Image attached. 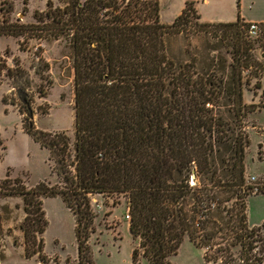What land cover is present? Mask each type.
<instances>
[{
	"label": "trees",
	"instance_id": "16d2710c",
	"mask_svg": "<svg viewBox=\"0 0 264 264\" xmlns=\"http://www.w3.org/2000/svg\"><path fill=\"white\" fill-rule=\"evenodd\" d=\"M47 6L43 14L34 12L36 24L29 29L67 40L74 129L72 139L40 130L25 106L23 130L48 150L50 173L58 178L29 190L18 177L0 181L1 196L23 199L25 256L39 252L29 250L28 242L36 239L31 230L35 235L44 230L41 199L59 196L74 216L77 264H94L86 239L95 218L91 196L99 194L113 204L125 199L134 242L131 264H169L185 237L204 248L206 261L263 262L264 221L250 226L246 216L250 140L241 124L251 110L243 101L238 59L232 57L230 73L223 66L217 75L195 70V61H174L166 52L167 35L199 20L194 2L186 1L172 23L160 21L159 0H66L62 8ZM247 24L240 17L195 23L236 34ZM7 28L20 36L25 26L13 22ZM5 69L24 90L21 74ZM1 101L7 104L3 94ZM192 174L198 183H190ZM220 243H225L216 249L221 255L212 258L210 249Z\"/></svg>",
	"mask_w": 264,
	"mask_h": 264
},
{
	"label": "rangeland",
	"instance_id": "374dc122",
	"mask_svg": "<svg viewBox=\"0 0 264 264\" xmlns=\"http://www.w3.org/2000/svg\"><path fill=\"white\" fill-rule=\"evenodd\" d=\"M65 1L0 0V181L6 176L10 179L18 177L24 181L25 190L43 180L54 184L58 178L50 173L53 162L49 160L48 150L23 130L22 118L27 116V112L16 91L15 80L6 75L5 68L11 67L21 74L19 83L27 93L36 128L64 132L72 139L74 68L67 40L53 35L47 38L46 32L41 36L29 29L36 24L35 11L46 12L47 2H51L53 8H62ZM186 1L194 2L202 21H230L240 17L247 22H264V0H159L160 21L172 23ZM13 22L25 26L22 35L9 34L7 24ZM195 23L200 21L193 19L179 32L167 35L166 52L174 61H195V70H207L217 75L222 73L223 66L225 73H230L228 64L233 56L238 59L235 64L242 77L243 101L246 110H251L242 117L241 124L242 131L250 140L245 152V181L251 187L245 199L246 216L250 226H258L264 221V56L261 57L264 26H261L260 35L252 38L242 27L236 34L222 26L204 28ZM2 94L7 104L1 101ZM195 182L198 183V179L192 174L190 183ZM22 200L15 194L0 195V264H77L74 216L59 196L41 199L44 230L38 235L31 230V236H36V239L31 237L28 242L29 250L39 252L25 256L22 226L26 213ZM223 204L230 207L231 202ZM91 208L95 218L93 232L86 243L93 263L131 264L134 242L125 217V199L120 197L119 203L113 204L110 197L92 195ZM224 247L225 243L213 245L209 251L211 257L221 255L216 249ZM236 248L232 247L233 250ZM168 262L220 264L219 259L206 261L204 248L187 237ZM259 264H264V261Z\"/></svg>",
	"mask_w": 264,
	"mask_h": 264
},
{
	"label": "built area",
	"instance_id": "2783aa9c",
	"mask_svg": "<svg viewBox=\"0 0 264 264\" xmlns=\"http://www.w3.org/2000/svg\"><path fill=\"white\" fill-rule=\"evenodd\" d=\"M246 33L248 34V36H250L252 38H257L261 33L260 23L248 22L247 27H246ZM251 178L254 179L253 176ZM125 216L127 219H129V217H130L128 212H126Z\"/></svg>",
	"mask_w": 264,
	"mask_h": 264
},
{
	"label": "water",
	"instance_id": "95a60500",
	"mask_svg": "<svg viewBox=\"0 0 264 264\" xmlns=\"http://www.w3.org/2000/svg\"><path fill=\"white\" fill-rule=\"evenodd\" d=\"M262 56H264V52L262 53L261 57ZM16 91L20 94L21 102L23 104H25L26 107L28 108L29 116H32L31 107H30V105L28 103V100H27V93L24 90H21V89H17Z\"/></svg>",
	"mask_w": 264,
	"mask_h": 264
},
{
	"label": "crops",
	"instance_id": "0c3cea01",
	"mask_svg": "<svg viewBox=\"0 0 264 264\" xmlns=\"http://www.w3.org/2000/svg\"><path fill=\"white\" fill-rule=\"evenodd\" d=\"M202 1H208V0H202ZM184 5H185V3H184ZM184 7V6H183ZM194 8H195V5H194ZM195 10H196V8H195ZM196 13H197V10H196ZM198 14V13H197ZM199 15V14H198ZM244 22H247L244 18H241ZM236 20V19H235ZM235 20H230V21H225V20H217V21H202L201 20V18H200V16H199V21L200 22H208V23H217V22H233V21H235ZM261 23H264V22H261Z\"/></svg>",
	"mask_w": 264,
	"mask_h": 264
},
{
	"label": "flooded vegetation",
	"instance_id": "af4514ba",
	"mask_svg": "<svg viewBox=\"0 0 264 264\" xmlns=\"http://www.w3.org/2000/svg\"><path fill=\"white\" fill-rule=\"evenodd\" d=\"M29 103V102H28ZM23 104V103H22ZM24 106H26L25 104H24Z\"/></svg>",
	"mask_w": 264,
	"mask_h": 264
}]
</instances>
